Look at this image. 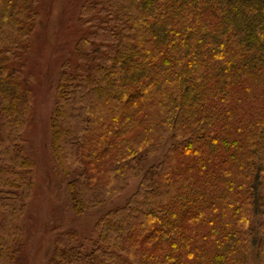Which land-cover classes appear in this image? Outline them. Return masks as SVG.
I'll return each instance as SVG.
<instances>
[{
    "label": "trees",
    "instance_id": "trees-1",
    "mask_svg": "<svg viewBox=\"0 0 264 264\" xmlns=\"http://www.w3.org/2000/svg\"><path fill=\"white\" fill-rule=\"evenodd\" d=\"M38 2L0 0V264H15L33 188L14 63ZM81 18L92 29L60 74L54 159L77 216L140 182L90 250L67 234L49 264H250L254 251L264 264V0H88Z\"/></svg>",
    "mask_w": 264,
    "mask_h": 264
},
{
    "label": "rangeland",
    "instance_id": "rangeland-1",
    "mask_svg": "<svg viewBox=\"0 0 264 264\" xmlns=\"http://www.w3.org/2000/svg\"><path fill=\"white\" fill-rule=\"evenodd\" d=\"M87 1L39 0L35 7L38 25L28 48L14 63L31 91L30 123L22 135L20 150L34 164L33 188L25 198L19 222L23 240L17 246L15 264H49L55 247L64 242L67 234H75V243L90 250L98 238L97 221L109 211L123 207L140 182V177L131 180L112 200L77 216L68 191L74 176L61 174L53 156L51 120L57 86L63 66L77 65L76 43L91 32L92 25L81 18V8ZM165 149L146 165L158 163ZM250 264H257L255 251Z\"/></svg>",
    "mask_w": 264,
    "mask_h": 264
}]
</instances>
